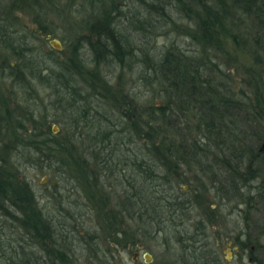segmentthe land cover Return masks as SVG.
I'll return each mask as SVG.
<instances>
[{"label": "trees", "instance_id": "trees-1", "mask_svg": "<svg viewBox=\"0 0 264 264\" xmlns=\"http://www.w3.org/2000/svg\"><path fill=\"white\" fill-rule=\"evenodd\" d=\"M77 2L67 0L59 6L55 0H0V78L13 79L23 94L7 98L0 89L2 216L20 222L43 244L47 257L42 263L75 264L69 252L72 227H58L36 199L31 182L18 176L16 166H9L13 153L29 151L35 166L44 168L47 163L54 172L67 173L80 183L110 244L136 245L142 233L163 232L167 245L180 242L187 254L206 224L214 221L212 211L198 199L202 186L190 194L178 193L184 180L181 168L207 160L203 172L210 173L220 197L246 196L242 202L247 228L241 236L249 243L264 236V224L254 238L248 226L252 211L264 203V0H80L81 9L74 10ZM131 2L138 3V10L125 11ZM86 6L90 14L74 26L83 30L68 41L69 54L51 45L47 52H38L36 39L51 35L52 24L44 22L39 32L28 35L13 16L14 11L31 8L38 19L47 17L43 12L58 10L69 18ZM176 18L188 22L182 26ZM170 27L190 40V49H183L178 40L157 49L151 40L139 44L132 36L142 30L157 35ZM83 50L92 55L91 69L86 68ZM133 59L142 64L139 80L162 98L159 104L140 102L132 86L121 88L120 81L111 84L103 75L110 60L132 72ZM231 62L245 76L247 90L234 89L226 72ZM40 89L51 91L53 113L32 103L30 94ZM99 96L108 109L100 99L94 102ZM52 123L62 125V130L54 133ZM119 172L123 177L116 183ZM103 176L114 178L116 185L128 183V190L111 194L113 185L106 189ZM197 208L203 211L190 236L183 222ZM128 219L137 221L135 231L124 226ZM100 236L88 234L90 244L100 243ZM246 240L237 241L244 248Z\"/></svg>", "mask_w": 264, "mask_h": 264}, {"label": "rangeland", "instance_id": "rangeland-1", "mask_svg": "<svg viewBox=\"0 0 264 264\" xmlns=\"http://www.w3.org/2000/svg\"><path fill=\"white\" fill-rule=\"evenodd\" d=\"M7 1L9 0H5V2ZM79 1L80 0H78L77 4L74 6V10L81 9ZM55 2L61 6L67 2V0H55ZM85 8L86 10H80V13L75 12L73 17L69 18L66 17L67 14L61 16V10L57 9L59 12L52 11L50 14H47L48 12L45 9L46 13H43L47 15V17L40 15L38 19V16H36L37 14H35L31 8L25 11H14L13 16L17 17L18 23H20V26L27 31L26 33L28 35H32V30L39 32V26H41L40 24H44V22L47 25L52 24L51 29L53 30V33L50 35V39H58L61 41L63 49L69 54V51L66 50L69 49V46L67 45L68 41H72L83 30L81 26L78 28H74V26L82 24L84 19L90 14L89 7L86 6ZM130 9L133 11H135L134 9L138 10V3L131 2L124 8L125 11ZM122 20H124V18ZM177 22L182 26H185L188 21L185 19H177ZM123 23L126 22L123 21ZM169 29L170 31H168ZM169 29H163L157 35H152L149 31L146 32V30H142L139 32L138 37L137 34H133L132 36L134 41L139 44L146 45L147 40H151V45L156 46L157 49H162L165 44L174 40H178L179 45H181L183 49H190L191 45L189 39L184 38L183 35H180L172 27ZM94 37L96 38V36ZM41 38H45L47 41L43 42ZM36 42L38 52L48 51L50 43L47 36L41 35L40 39H36ZM53 49L54 51H58L55 48ZM83 53L86 68L91 69L93 66L92 55L87 50H83ZM56 56L58 58L65 57L59 53H57ZM130 63L131 65H135L132 72L129 71L127 67L122 68L117 61L110 60L109 65L103 70V75L107 77L111 84H119L120 81L121 88H123V85H126L127 88L132 86L136 91V94H138L137 98H139L140 102H145V100L150 99L159 104L162 98L158 96L157 93V95L154 94L153 91L148 92L143 81L139 80V72L142 70V64H139L138 61L136 62V59L130 60ZM231 63H233L231 68L226 69V72L229 73L234 89L237 92H240L243 89L247 90L249 86L245 82V76L241 70L237 69L234 62ZM0 86L2 87L0 88L1 91L7 98H10V95L13 93L15 95L18 93V97H23V94L19 93L18 87L14 85L13 79L11 78H0ZM144 91L146 95L143 94ZM50 92L51 91L47 89H40L37 90L36 93L34 92L33 95L30 94V97L32 98V103H36V105L40 103L42 107L46 106L48 110L53 113L51 102L54 98H51ZM97 99H100L102 103H105L107 109L109 108L103 97H95L94 102ZM16 103L17 101H13V104H11V108L14 110L17 109L18 106ZM115 120L117 121L116 117ZM54 124L58 126L60 132L62 130V125L59 123H52V130ZM195 137L198 138L199 135L196 134ZM202 143L206 144L205 141H202ZM1 146L2 145L0 144V147ZM213 149L215 153H217V150L215 148ZM105 152L110 151L105 150ZM119 153H121L120 150ZM13 154V157L10 156L9 166H16L15 170L18 171V176L23 180L31 182L35 189L34 192L36 194V199L40 201V205L44 209L45 214L47 216L50 215V217L53 218V222L57 224L58 227H61V223L68 224L69 227H78V230L73 229L72 236L69 238L72 242L71 248L75 255H73V257L76 259V264H135L132 259V251H129L126 247L120 245L113 246V244H110L109 240L104 239L106 233L103 232L102 227L98 224V217L95 216V212H92L90 209L92 206H90V204L89 206L87 205V201L83 197L82 187L77 180L70 178L67 173L54 172L52 168L47 166V163L43 164L44 168L35 166L32 159H30L31 153L29 151H22ZM210 161H212V159ZM88 162L91 163L92 160H89ZM206 163L207 160H203L202 163L190 161L185 165L182 164L181 168L184 180L178 193L187 192L190 194L194 189L201 188L202 186L203 195L198 197V199L199 201L204 200L203 202H205L208 207L207 211H212V220L216 224H208L207 231L205 233L201 231L196 238L198 242H195L194 244H202L205 239H209L210 248L217 249V241H219V245H223L219 252L224 255H227L229 252L228 256L233 257V262L230 264H249L247 256L251 252L250 247L253 245L254 247L256 245L258 246V244L259 246H264V236L257 238V240L253 239L250 243L246 240V237L241 236V231L246 232L247 228V221L244 213L246 206L242 202L246 196L243 194V196L238 198L232 197L229 200L220 197V194H217L212 188L210 173L203 172V167ZM212 169H215L214 171H216L217 167ZM128 174L129 173H127V175ZM122 177L123 176L119 172V179L115 180V182L120 183L118 181H120ZM126 181L128 182V180ZM115 182L114 178H110V176L108 178L103 176L101 179V184L104 185L106 189H110L111 184L113 185L109 190L112 192L111 194H114L113 191L115 190H117L116 193L118 194L119 192L128 190V183L116 185ZM258 183L259 182L255 184ZM112 201L116 202L117 200L114 197ZM62 205L63 210L61 211ZM10 209L14 211L13 208ZM201 211H203V208H197L188 213L183 222L185 234L187 229L189 230L188 235L191 236L194 234V229L197 227L196 224L201 218ZM250 219L252 220L249 221L248 226L250 227V232L254 238L257 236V233L262 230L261 228L264 224V203L260 204L252 211ZM137 224V221H132L130 219L125 220L124 222V226L133 231L138 228ZM19 225L20 222H12L0 213V234H2V237H0V264H21L28 262V259H31L33 264H38V262L39 264H47L44 262L42 263V261H45L42 258L47 257L43 244L36 241V238L27 234L23 229V226ZM59 230V235H56V237L62 236L61 229L59 228ZM70 230L72 231V229ZM93 232H97L101 235V242H97L95 245L90 244L88 238V234H92ZM238 236H240L241 239L246 240L249 244L242 248L237 241ZM139 237L142 240L140 243L144 246L143 249L139 251L138 255L140 261H142L141 264L145 262L143 256L145 252H148L153 256V261L150 264H195L196 262V259L192 256L193 253L190 250H187V254H185V248L180 242H174L171 245H167L165 243V235L163 232L161 234L152 233L151 235H144L142 233ZM58 239H60V237H58ZM34 242L36 244H32ZM201 244L195 246L197 250H201ZM133 248L134 250L137 249L136 246ZM103 251H107L106 254H104ZM256 253L259 254L258 251ZM262 253L264 255V252ZM199 262L200 264H207L206 262ZM27 264H29V262ZM224 264L229 263L224 261Z\"/></svg>", "mask_w": 264, "mask_h": 264}, {"label": "flooded vegetation", "instance_id": "flooded-vegetation-1", "mask_svg": "<svg viewBox=\"0 0 264 264\" xmlns=\"http://www.w3.org/2000/svg\"><path fill=\"white\" fill-rule=\"evenodd\" d=\"M212 224L216 225L215 223H212ZM206 225L208 226V224H206ZM74 228L72 227V230ZM207 229H208V227L206 228L205 231H203V233H205L207 231ZM238 238H240V236H238ZM238 238H237V240H238ZM217 243H218L217 244V249L210 248L209 239H205L204 243H202V244L200 243L201 246H202L200 248L201 250H197V248L195 247V246L200 245V244L192 245L193 247H192V249L190 248V251L191 252H193V250L195 251V253L192 254V256H194L195 259H196L195 264H200L199 261L206 262L207 264H224V261H226L229 264L232 263L233 262V257L232 256H228L229 253H227V255L221 254L219 251H221L223 245L220 246L219 245V241H217ZM113 246H115V244H113ZM134 246H136V248H137L136 250H134V248H133ZM143 247H144L143 244L140 243V242L137 243L136 245L128 244L126 246L127 250L132 251V259H133V262L135 264H141V262H142V261H140V258L138 257V255H139V251L141 249H143ZM250 248H251V252L247 256L249 264H264V255H263V253L261 251L259 252V254L256 253L257 245L255 247L253 245ZM69 252L71 254L72 260L76 264L77 263L76 259L73 257V255H74L73 253L74 252H72L70 249H69ZM145 253H147V252H145ZM145 253L143 254L144 261H145L143 264H150L151 262H147L146 259H145ZM261 257H262V259H260ZM124 264H128V263H124Z\"/></svg>", "mask_w": 264, "mask_h": 264}, {"label": "water", "instance_id": "water-1", "mask_svg": "<svg viewBox=\"0 0 264 264\" xmlns=\"http://www.w3.org/2000/svg\"><path fill=\"white\" fill-rule=\"evenodd\" d=\"M47 38L49 39V43L50 45L57 49V50H62L63 49V44L61 43V41H59L58 39H50V35L47 36ZM53 132L54 133H58L59 132V128L56 124L53 125ZM263 146H264V141H263ZM229 253V252H228ZM145 259L147 262H152L153 261V256L150 253H145Z\"/></svg>", "mask_w": 264, "mask_h": 264}]
</instances>
